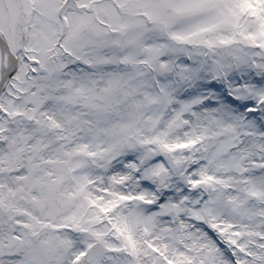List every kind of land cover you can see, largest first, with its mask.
Returning a JSON list of instances; mask_svg holds the SVG:
<instances>
[{
    "label": "snow or ice",
    "instance_id": "1",
    "mask_svg": "<svg viewBox=\"0 0 264 264\" xmlns=\"http://www.w3.org/2000/svg\"><path fill=\"white\" fill-rule=\"evenodd\" d=\"M0 264H264V0H0Z\"/></svg>",
    "mask_w": 264,
    "mask_h": 264
}]
</instances>
